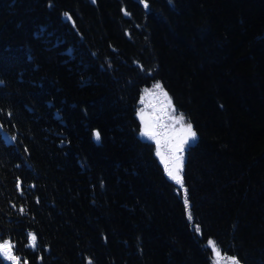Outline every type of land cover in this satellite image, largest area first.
<instances>
[{
    "label": "trees",
    "instance_id": "trees-1",
    "mask_svg": "<svg viewBox=\"0 0 264 264\" xmlns=\"http://www.w3.org/2000/svg\"><path fill=\"white\" fill-rule=\"evenodd\" d=\"M146 2L0 0V243L19 264H213L210 239L264 264V0ZM157 82L197 134L183 187L137 135Z\"/></svg>",
    "mask_w": 264,
    "mask_h": 264
},
{
    "label": "rangeland",
    "instance_id": "rangeland-1",
    "mask_svg": "<svg viewBox=\"0 0 264 264\" xmlns=\"http://www.w3.org/2000/svg\"><path fill=\"white\" fill-rule=\"evenodd\" d=\"M164 93L166 92L163 89L160 90V92H157V90L154 88L143 89L139 97V109L136 112V118L139 123L137 132L138 137L140 139L153 143L154 155L158 163L163 167L165 174L167 175L165 164L162 161L161 157L169 160V167H172L173 150L175 145L179 142V139L183 135V132L182 125L175 123L174 120L175 117H178L180 115L172 110L174 109L172 103L171 106L168 105L167 98H169V96L167 95L166 98ZM141 113L143 115V123L141 121L140 115H138ZM184 123L186 124L185 121ZM145 124L148 126L150 131H155L157 133L155 140L141 136V129ZM157 140L159 141V149L157 148ZM158 150L161 154L159 156L157 155ZM209 247L211 249L212 261L214 264L217 258L211 246ZM220 264H229V261L226 257H222L220 255Z\"/></svg>",
    "mask_w": 264,
    "mask_h": 264
},
{
    "label": "snow or ice",
    "instance_id": "snow-or-ice-1",
    "mask_svg": "<svg viewBox=\"0 0 264 264\" xmlns=\"http://www.w3.org/2000/svg\"><path fill=\"white\" fill-rule=\"evenodd\" d=\"M93 3H95V0H92ZM142 2L145 4V7H148L146 0H142ZM65 16L68 19H71L70 16H68L67 13H65ZM156 89H160L162 90V85L157 82L156 85L154 86ZM165 97L167 98V93H164ZM168 99V105L171 106V99ZM173 111H175V109H172ZM140 115L141 121L143 123V115ZM175 123L177 124H181L182 125V132L183 135L181 136V138L179 139V142L175 145L174 150H173V157H172V167H169V160L164 159V157H161L162 161L165 164V170L167 175L176 181L177 184L181 185V187H183V179L182 177L179 175L180 172L182 171L183 168V154L186 151V146L189 145L192 141H195L197 138V134L195 131H193V127L191 122L188 123H184V117L183 114H181L178 117L174 118ZM141 136L143 137H147L149 139H156L157 133L155 131H150L148 126L145 124L142 129H141ZM94 137L97 141L100 140V133L98 131L94 132ZM11 139L14 141L15 140V136L11 137ZM157 143V148L159 149V141H156ZM157 155H161L159 150L157 151ZM21 185L20 183L17 184V188L18 190L20 189ZM184 204H185V209L186 211H188L190 209V202L187 199L186 195H185V200H184ZM21 211H24V209H21ZM189 219H192L190 211H189ZM196 231L199 232L200 228L199 226H197ZM29 237V245L33 248L36 247V236L33 233H29L28 234ZM208 245L211 246L215 256H216V260L214 262V264H220V250L217 247L216 243L213 240H209L208 241ZM13 245L9 242V241H4L3 243H0V256H2L4 259L11 261L12 264H19V258L14 255L13 253ZM229 261V264H240V260L233 256V257H228L227 258ZM25 264H27V262H25ZM89 264H92V261L89 260Z\"/></svg>",
    "mask_w": 264,
    "mask_h": 264
}]
</instances>
